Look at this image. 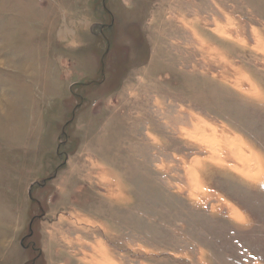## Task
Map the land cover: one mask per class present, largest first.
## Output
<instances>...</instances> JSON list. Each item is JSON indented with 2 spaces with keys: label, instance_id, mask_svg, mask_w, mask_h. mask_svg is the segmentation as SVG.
I'll return each mask as SVG.
<instances>
[{
  "label": "rangeland",
  "instance_id": "obj_1",
  "mask_svg": "<svg viewBox=\"0 0 264 264\" xmlns=\"http://www.w3.org/2000/svg\"><path fill=\"white\" fill-rule=\"evenodd\" d=\"M264 0H0V264H264Z\"/></svg>",
  "mask_w": 264,
  "mask_h": 264
},
{
  "label": "crops",
  "instance_id": "obj_2",
  "mask_svg": "<svg viewBox=\"0 0 264 264\" xmlns=\"http://www.w3.org/2000/svg\"><path fill=\"white\" fill-rule=\"evenodd\" d=\"M254 183H257V184H264V178H263V180H259V181H255Z\"/></svg>",
  "mask_w": 264,
  "mask_h": 264
}]
</instances>
